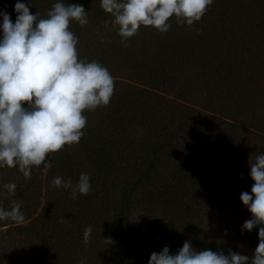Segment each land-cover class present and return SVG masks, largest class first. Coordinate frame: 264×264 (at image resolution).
Here are the masks:
<instances>
[{"label": "trees", "instance_id": "1", "mask_svg": "<svg viewBox=\"0 0 264 264\" xmlns=\"http://www.w3.org/2000/svg\"><path fill=\"white\" fill-rule=\"evenodd\" d=\"M16 2L0 0L13 23ZM20 2L47 18L57 0ZM63 2L87 11L89 23L70 30L80 59L114 77V95L85 111V135L50 154L46 173L33 168L26 180L18 167L0 169V185H17L0 202L25 214L23 224L0 222V264H148L186 241L251 258L260 226L242 230L252 215L240 195L251 194L250 164L264 152V0H214L193 25L173 17L167 33L142 26L126 47L100 0ZM81 173L87 195L52 185L59 176L75 186ZM133 212L146 227L134 246Z\"/></svg>", "mask_w": 264, "mask_h": 264}, {"label": "clouds", "instance_id": "2", "mask_svg": "<svg viewBox=\"0 0 264 264\" xmlns=\"http://www.w3.org/2000/svg\"><path fill=\"white\" fill-rule=\"evenodd\" d=\"M214 0H100V7L114 19L106 21L118 27L121 43L127 46L140 28L153 27L160 33L171 28L170 20L188 26L200 21ZM13 23L7 11H0V169L16 168L30 180L33 168L46 173L52 164L49 155L80 142L87 125L85 111L107 106L114 95V77L99 62L80 59L79 37L70 30L75 21L83 27L89 23L83 5L57 0L47 18L32 14L25 3L14 5ZM26 105V106H25ZM254 181L240 200L251 213L242 230H258L259 243L253 256L229 250L197 251L186 241L177 254L165 246L153 252L148 264H264V152L250 164ZM52 185L70 190L71 198L91 191L90 177L81 173L75 186L72 180L55 177ZM0 197L14 196L17 185H0ZM25 222L21 205L12 202L5 209L0 202V222ZM61 223L65 218H61ZM93 228L83 232V242H90Z\"/></svg>", "mask_w": 264, "mask_h": 264}, {"label": "rangeland", "instance_id": "3", "mask_svg": "<svg viewBox=\"0 0 264 264\" xmlns=\"http://www.w3.org/2000/svg\"><path fill=\"white\" fill-rule=\"evenodd\" d=\"M129 224L131 230L132 245L134 246V244L145 237L146 227L144 226V223L134 219V212L129 217Z\"/></svg>", "mask_w": 264, "mask_h": 264}]
</instances>
